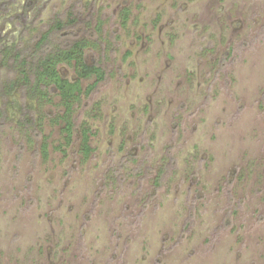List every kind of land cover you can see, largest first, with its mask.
<instances>
[{
    "label": "rangeland",
    "instance_id": "374dc122",
    "mask_svg": "<svg viewBox=\"0 0 264 264\" xmlns=\"http://www.w3.org/2000/svg\"><path fill=\"white\" fill-rule=\"evenodd\" d=\"M79 40L66 144L22 70ZM0 264H264V0H0Z\"/></svg>",
    "mask_w": 264,
    "mask_h": 264
},
{
    "label": "trees",
    "instance_id": "16d2710c",
    "mask_svg": "<svg viewBox=\"0 0 264 264\" xmlns=\"http://www.w3.org/2000/svg\"><path fill=\"white\" fill-rule=\"evenodd\" d=\"M57 28H61L58 23ZM48 40V33L42 37L39 47ZM88 46L87 41H75L65 49H58L52 53L41 55L37 66L33 67L32 72L22 70V79L27 87V94L30 98L49 101L50 91L56 92L60 98V107L63 109L59 119L63 123L62 130L65 133V142L69 144L74 130L73 112L83 94L81 80H91L94 82L85 92L88 94L95 86L104 80L105 74L102 68L97 65L88 64L84 59V50ZM64 64L72 66L76 76V81L63 79L57 68ZM31 71V70H30ZM31 75V78H30ZM13 84L11 87L14 88ZM88 129L82 131L81 147L84 156L87 157L91 152L88 145ZM45 152V150H43Z\"/></svg>",
    "mask_w": 264,
    "mask_h": 264
}]
</instances>
